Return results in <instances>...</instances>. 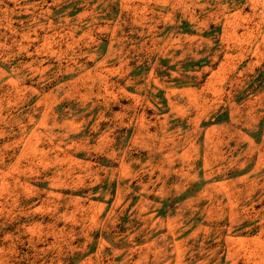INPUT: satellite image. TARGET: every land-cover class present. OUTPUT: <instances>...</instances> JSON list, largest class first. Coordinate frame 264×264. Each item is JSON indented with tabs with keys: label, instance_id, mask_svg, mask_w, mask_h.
Returning <instances> with one entry per match:
<instances>
[{
	"label": "rangeland",
	"instance_id": "rangeland-1",
	"mask_svg": "<svg viewBox=\"0 0 264 264\" xmlns=\"http://www.w3.org/2000/svg\"><path fill=\"white\" fill-rule=\"evenodd\" d=\"M0 264H264V0H0Z\"/></svg>",
	"mask_w": 264,
	"mask_h": 264
}]
</instances>
